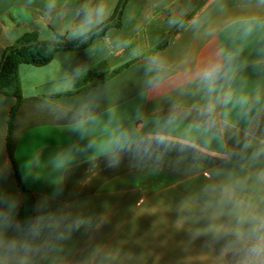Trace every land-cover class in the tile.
I'll return each instance as SVG.
<instances>
[{
	"label": "crops",
	"instance_id": "obj_1",
	"mask_svg": "<svg viewBox=\"0 0 264 264\" xmlns=\"http://www.w3.org/2000/svg\"><path fill=\"white\" fill-rule=\"evenodd\" d=\"M86 2L0 0V63L28 33L45 42L80 39L70 33ZM103 2L107 21L121 0ZM248 17L264 19L260 0H127L121 27L88 48L57 52L44 67L21 65L14 158L35 200V219L31 226L20 221L27 198L6 147L16 100L0 93V197L10 204L0 206L7 214L0 240L29 249L0 247V264H237L224 233L240 215L264 213V28L245 35L239 22ZM221 49L237 55L222 82L231 99L217 107L216 138L197 144L196 155L172 151L141 161L121 154L109 166L99 142L113 128L147 131L174 106L181 127L197 117L204 100L195 72ZM151 56L165 64L159 89L149 83ZM102 62L108 76L75 91ZM90 140L97 147L88 148ZM58 155L68 158L63 166ZM9 220L19 227H7Z\"/></svg>",
	"mask_w": 264,
	"mask_h": 264
},
{
	"label": "clouds",
	"instance_id": "obj_2",
	"mask_svg": "<svg viewBox=\"0 0 264 264\" xmlns=\"http://www.w3.org/2000/svg\"><path fill=\"white\" fill-rule=\"evenodd\" d=\"M264 4V0H260ZM82 19L79 24L74 25L70 38H86L89 33L102 25L108 15L109 9L101 0L95 5L90 0L81 7ZM243 25L245 35H251L256 29L264 28V19L248 17L240 21ZM237 53L227 52L223 49L217 53L216 59H210L195 72L197 88L203 93L204 102L197 108V117L187 125L183 124V118L176 107L170 111L167 117L156 118L152 127L147 131L139 128H113L99 142V149L108 157V164L116 166L120 161L121 154H127L135 159L159 160L164 154L176 151L178 153L191 152L196 155L199 152L197 144L207 146L216 138L217 129V107L221 103L227 104L231 99V93L221 92L222 82L229 79L232 71L231 62ZM149 70L155 69V74L149 80L154 89H159L165 77L163 75L165 64L159 56H151L148 60ZM223 125H221V128ZM78 131L83 135L85 132L83 122L76 125ZM88 148L97 147L95 140H90ZM58 164L63 166L68 158L58 155ZM9 204V201L0 197V206ZM10 206V204H9ZM7 219V214L0 211V220ZM7 227L18 228L10 220ZM50 230H55V225L49 224ZM34 237L39 236V231L29 229ZM231 236L229 247L234 249L238 257L237 264H264V213L249 212L240 215L233 230L224 233ZM0 247L8 253L17 251L27 252L28 247L18 245L15 240H0Z\"/></svg>",
	"mask_w": 264,
	"mask_h": 264
},
{
	"label": "trees",
	"instance_id": "obj_3",
	"mask_svg": "<svg viewBox=\"0 0 264 264\" xmlns=\"http://www.w3.org/2000/svg\"><path fill=\"white\" fill-rule=\"evenodd\" d=\"M126 3L127 0H121L114 16L94 29L86 38L68 41L65 37L59 35L55 41L45 42L40 41L36 33H28L14 45L8 47L3 54L0 63V93L16 100V104L10 112L6 147L18 188L27 198L26 206L20 212V221L24 226H31L33 224L36 203L31 192L27 190L22 182L14 158V127L17 114L23 103L19 67L21 65H31L38 68L44 67L53 61L57 52L77 51L88 48L93 40L105 36L108 30L121 27L122 12ZM107 76V63L102 62L95 69L88 71L76 81L75 91L97 84Z\"/></svg>",
	"mask_w": 264,
	"mask_h": 264
}]
</instances>
